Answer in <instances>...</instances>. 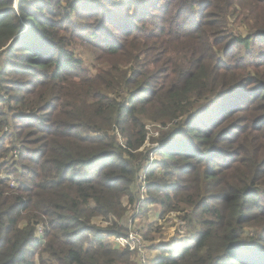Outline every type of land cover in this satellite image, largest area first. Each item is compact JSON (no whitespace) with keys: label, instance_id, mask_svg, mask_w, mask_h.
<instances>
[{"label":"trees","instance_id":"1","mask_svg":"<svg viewBox=\"0 0 264 264\" xmlns=\"http://www.w3.org/2000/svg\"><path fill=\"white\" fill-rule=\"evenodd\" d=\"M263 197L264 0H0V264H137L138 205L150 264H264Z\"/></svg>","mask_w":264,"mask_h":264},{"label":"rangeland","instance_id":"2","mask_svg":"<svg viewBox=\"0 0 264 264\" xmlns=\"http://www.w3.org/2000/svg\"><path fill=\"white\" fill-rule=\"evenodd\" d=\"M19 3H20V0H14V7L16 8V10H18V8H19ZM242 29H243V27L241 28V30ZM78 56L84 60V65L91 67V64L93 63V56L90 53L84 54V52H82L81 55H78ZM244 97L247 98L248 94L233 97L231 100V103L235 106L236 102L240 103L244 99ZM226 102L227 103H225L222 106L225 107L228 104V101H226ZM216 115L217 114L214 113L213 116L215 117ZM238 116H240V115H235L234 118H236ZM146 124H147L149 130L151 131V133L153 135L157 136V134L159 133L156 130L157 126L152 124L151 121H147ZM92 135L96 136L97 134L93 133ZM4 143H5V146L8 149H10L11 139L7 138V140ZM148 146H149V144H148ZM158 146H159L158 144H154L153 146L150 145L149 147L152 148L154 151H158L159 150ZM155 148H157V149L155 150ZM13 155H15V154H13ZM152 157H154L153 160H155V159L157 160V158L160 157V154L157 153L155 156H152ZM250 157H252L251 154H250ZM144 168H147V167L144 166ZM9 179L11 180V182H13L16 179V176L13 172L10 171V172H7V173L1 175V180H5V181L9 182ZM129 215L130 216L135 215L136 220H134L133 223L129 222V224L131 225V227L133 226L134 230H140L139 232L141 233V235H143V240L145 242L144 244L146 246V250H147V253L149 254L150 258L161 254L160 251L156 252V251H154V249L151 250L150 247L155 246V248H156L157 245L159 246L162 243L169 242L171 237L174 236L176 224H179L178 219L176 217H172L165 223V225H164L165 229H163V231L159 230L158 226H160V225L154 226L153 234H150L149 240H146L144 237H145V233H147L149 231V225L155 224V222H156L157 210L155 209V207L150 206V205H144L143 208H141L139 205V208L137 207V212L134 209H130L128 216ZM174 237H177V235H175ZM190 237H193V236H190ZM113 240H114V238H113ZM182 242H184V240ZM118 244H122V243H118ZM176 246L177 247L175 249H178L179 246L178 245H176Z\"/></svg>","mask_w":264,"mask_h":264},{"label":"built area","instance_id":"3","mask_svg":"<svg viewBox=\"0 0 264 264\" xmlns=\"http://www.w3.org/2000/svg\"><path fill=\"white\" fill-rule=\"evenodd\" d=\"M157 148H155L156 150ZM158 149H159V146H158ZM145 175L142 176V179L140 181V183L142 184L141 186V190L144 192L142 195H141V200H145L147 199V196H146V193H145ZM137 207L139 208V205L134 207V206H129L128 208L129 209H134L136 212H137ZM136 220L135 218V215H132L128 217V225L131 227V225L129 224L130 223H133V221ZM133 228V226L131 227ZM42 228H39L38 229V237L40 238V241L43 242V239H42ZM114 242L116 243H122L123 244V248H131L133 250H136L137 252V255H136V263L137 264H150V256L149 254L147 253V250H146V246H145V242L143 240V235H141V233L138 231V230H134L130 232L128 238L126 239H123V238H114L113 240ZM112 241V242H113Z\"/></svg>","mask_w":264,"mask_h":264},{"label":"crops","instance_id":"4","mask_svg":"<svg viewBox=\"0 0 264 264\" xmlns=\"http://www.w3.org/2000/svg\"><path fill=\"white\" fill-rule=\"evenodd\" d=\"M101 221L98 219L97 221H96V223L97 224H99ZM113 243H114V245L117 247V248H123L124 246H123V244H118V243H116V242H114L113 241ZM151 260H152V257H151Z\"/></svg>","mask_w":264,"mask_h":264}]
</instances>
